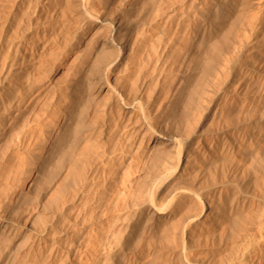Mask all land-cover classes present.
Listing matches in <instances>:
<instances>
[{"label": "bare ground", "instance_id": "6f19581e", "mask_svg": "<svg viewBox=\"0 0 264 264\" xmlns=\"http://www.w3.org/2000/svg\"><path fill=\"white\" fill-rule=\"evenodd\" d=\"M114 1L76 0L74 5L77 11L79 8L83 21L94 30L92 42L87 44L88 47L82 49V54L76 58L77 63L73 66L69 78L62 81V92H59L61 104L56 101L58 104H55L56 111H53V116L52 109L50 114L48 113L51 116H48V123L39 128L41 142L24 140L28 142L21 143V146L24 144V150L16 142L17 147L23 151L17 155L15 148L14 155L13 150L12 154H9L17 155V166L16 161L14 165L8 160L6 162L11 164L8 165V170L4 171L6 166H2L4 174L0 171V241L10 246L28 233V237L22 239L20 251L18 250L12 259H6L7 264H74V258L81 252V246L88 242L83 236L92 232V228L83 230L84 222L97 221L117 204L121 206L125 203L134 208V226L145 224L149 220H153L157 226L155 231L159 240L151 247L153 259L147 262L148 264H253L264 248V0H223L220 2L221 7L214 11L212 8L215 0H209L210 5L204 7V10L201 8L204 12H200L203 15L206 13V17L202 19L207 20L208 24L199 25V30H210L214 26V30L218 27L222 35L217 42L215 39V44H207L210 47L208 50L205 46V51L203 49L199 54L202 63L199 68L201 77L195 90L190 85L191 74H188V69L194 67L193 60L197 59H192L195 56L191 57V47L186 44L190 48H183L182 58L174 56L177 50H181L180 45H177L180 49L176 46L175 50L174 43L177 39L179 41V36L184 35L180 33L183 30L182 21L186 16L181 14L180 17L179 13V25H172L174 18L166 11L172 8L170 4L176 0H172V3H169V0H150L155 13L149 15L153 12L151 6V11H148L150 8L145 10L146 18L139 16L132 21L125 18L124 13H118L111 19L105 17L106 10L114 6ZM183 1L180 0V4L185 2ZM93 2H98L95 5L102 4L104 9L98 11L97 6L93 7ZM135 3L131 2L127 11H123L129 12L131 16ZM142 5H137L139 10L145 4L141 8ZM194 8L193 4L192 10ZM183 9L182 12L186 10ZM139 10L136 12H141ZM179 10L178 8V12ZM188 10L190 11V8ZM175 11L177 12V9ZM186 18L189 21L190 18ZM191 42L190 45L193 44V41ZM25 48L31 50L32 46ZM99 49L103 50L99 52L104 53L98 54L100 57L97 58L95 53ZM17 52L16 47L15 54ZM251 52H254V55L247 61L246 56ZM79 54L77 51L76 56ZM110 78H113V84H110ZM230 78L233 81L231 95L226 92L230 95L227 102L229 104L220 107V113H224L225 118L220 119V125L216 126L212 118L219 112L216 111L217 101L225 89L223 86L229 83ZM83 80L91 86L88 93L90 96L95 93L96 97H99L102 92L107 94L106 101L93 99L96 104L108 108L113 116H110L111 121L110 118L106 122L103 117L109 116L106 115L108 112L103 114L102 118L99 115L92 116L100 117L101 119L97 117L99 122L87 119L89 112L86 113L83 109L89 110L88 101H85L82 112L78 114V99L84 98L85 94L81 88ZM194 82L192 84L196 86ZM252 84H256V87ZM189 85L194 92L191 95L186 94L190 97L187 105L183 102L186 109L180 119V105L187 97L184 91ZM178 86L181 89L177 91ZM210 87L216 94L213 90L209 93L208 89V94L205 93L206 88ZM89 106L92 107L90 101ZM13 107V104H9L3 110L6 108L11 112V109H15ZM233 109L234 113L230 112ZM3 110L0 111L5 112ZM9 111L0 114V136L9 124L7 121L11 120L15 133H6L8 136L12 133L17 141L22 130L20 123L24 120H20L19 112L13 114L14 112ZM99 112L101 114L100 109ZM158 116H163L165 124H169L174 131H169V125L166 127L165 124L162 126L151 122L152 118ZM25 119L27 120L26 116ZM211 134L215 140L212 139L213 143L207 147V137ZM8 136L6 135L7 138ZM78 136L88 145L76 156L77 148L81 147L77 142L80 140L75 141ZM14 138L10 136L9 139L14 143ZM8 140L3 141L9 145L13 144ZM6 146H2L5 151ZM2 148L0 156L3 158ZM152 156L158 157V163L156 161L154 166L149 168L151 166L148 167L145 162L148 159L150 161ZM52 159H56L58 173L64 172L63 175L60 174L61 183L58 182L60 184L56 189L57 198L53 194L55 202L50 200L52 204L55 203V208L50 205L54 210L48 215L49 218L45 216L41 225L37 223L38 226L31 228L32 214L30 215L31 211L28 209L27 215L20 216V220L9 216L12 202L18 200L20 203V199L23 200L24 194H27L23 190L16 191V184L26 178L36 184L39 175L44 174L46 164ZM141 164H145V169L151 170L146 172L148 174L144 176V181L135 187L137 183H131L130 170H138ZM48 166L51 167L50 164ZM56 169L54 173L57 172ZM25 173L30 176H24ZM17 174L21 176L17 177ZM72 175L74 177L71 179ZM46 177L52 178L49 175ZM34 188L35 196L31 200L40 203L42 195L39 192L42 189L40 187L39 191L37 188L38 192ZM128 192L130 197H127ZM227 192L231 195L230 204L224 200V204H229L228 212L224 207V210L219 209L223 211L221 215L215 217L210 207L211 201L214 196L218 197L216 194L220 196ZM125 197L129 199L126 200ZM30 202L29 204L32 203ZM132 206L126 208L130 209ZM89 207L93 212L88 211L91 215L87 218L83 211ZM123 208L126 210L124 206ZM114 218L115 216L111 219ZM225 222L228 225L224 224ZM130 230L129 235L126 233V238L112 242L113 245L108 247L105 255H102L100 249H95L85 264H94L98 258H102L104 264H125L128 252L124 247L132 240L129 237L133 230ZM103 233L101 231L100 234ZM200 238H203V242ZM223 238H226V241ZM106 239L99 237L97 246H103Z\"/></svg>", "mask_w": 264, "mask_h": 264}, {"label": "rangeland", "instance_id": "374dc122", "mask_svg": "<svg viewBox=\"0 0 264 264\" xmlns=\"http://www.w3.org/2000/svg\"><path fill=\"white\" fill-rule=\"evenodd\" d=\"M125 1L124 0H115L113 2L114 6L111 7V9L108 8L106 10L105 17L106 18L110 17V19H111L112 17L116 16L118 13H122V14L124 13L125 18H127L129 21H132L133 19L139 18V16H140V18H142V17L146 18V17H144L145 10L150 8L148 11H151V6H152V10H153V3L150 0H144L146 3L143 2L142 0H138V1L136 0V3H135V0L134 1L133 0H125ZM141 1H142L141 4H143V5L145 4L144 7H143V5L141 6V8L142 7L144 8V11L142 12V10H143V8H142V9H140L141 12H136L139 10V7L141 5L140 4ZM169 1H171L169 3H172V0H169ZM179 1L176 0L174 3L170 4V5H172V8L174 9V11L172 8H170L168 11H166L167 14L172 15V17L174 18V20H173L174 22L172 21V23H173L172 25L175 27H176V25H179L178 23H179L180 19L178 20V18L181 17V14H182V16H184V15L188 16L190 19L188 21V18H186V16H184V19L182 21L184 25L182 24V29L185 31L182 32L183 31L182 30L180 33V34L183 33L184 35L179 36V41L177 39L179 44L177 43V41H176L177 44L174 43V49L177 50L176 49L177 47H178V49H180L179 47L181 46V50H177L176 54L174 56L175 57L180 56L179 58H182L181 54L183 53L182 52L183 48L186 49V48L191 47L192 51L193 50L196 51V52L193 51L194 53L191 51V57L195 56V57H192V59H194V58L195 59L197 58V59L193 60L192 64L194 67L191 66V68L194 70H192L190 68L192 70V73H191L190 72L191 70L188 69V72H189L188 74H191L190 75L192 77L191 82L193 83L195 81L194 84L195 85L197 84L196 86H194L191 83L190 85H192V89H194V88L197 89L198 85L200 84V77H201V74L199 76V73H201L200 72L201 69H199V68L202 67L201 57L199 54H201V52L205 48V46L207 48L206 50H208L210 48L209 47L210 45L215 44V39H216V42L218 39L220 40L222 33L218 27L214 30V26H212L213 28L211 27L210 30H209V28H206L205 31L199 30V25L208 24L207 20L202 19V18L206 17V13H204L205 15H203V13H201L200 11L204 12L203 11L204 7L207 8L210 5V1H212V0H210V1L209 0H201V1L200 0H195V1L193 0L195 3L192 0H184L185 2L183 0H181L184 2L183 4L182 3L180 4ZM222 1L223 0H221V1L217 0V2H216V0H215V2L213 4V8H212L213 11L215 9H217V7H218V9L221 7L220 2H222ZM75 2H76V0H0V103L2 102L0 104V110H3L4 107L9 106V104H13V106H14L13 108H15V109L18 108V110L11 109V112L9 110L8 111L10 113L14 112L13 114H15V113L17 114V112H19L20 114L19 113L18 114H19L20 120L21 121L24 120L23 122L20 121L21 123L19 122L21 124L22 130L20 132L21 134L18 135L17 141H15L16 139L14 138V135H13L15 133V131H13L14 127L11 126V125H13L12 124L13 122H11V120L7 121V123H9V124H7V127H5L4 131L1 133V134L4 133L3 134L4 136L3 135L0 136V148H2V146H6V144H7V142L5 143L3 140L7 141L10 138V136L12 139L14 138V143L12 142V139L8 140V141L11 140L9 143L10 144L13 143V144H11L12 146L7 144V146L4 147L6 149V151L2 148V150H4V151H2V154L4 153V156H5L4 157L2 154L1 155L3 156V158L0 156V158L2 159V160L0 159L1 160L0 161V164H1L0 165V168H1L0 171H2V172L4 169H5L4 171L8 170L9 166L12 163L14 165L16 163L15 166H17L18 162H17V158H15V156L17 157L18 153L22 152L24 150V147H23L24 144L21 146L22 142L25 143L26 141H29V140H31L33 143L34 142L35 143L41 142L42 137L40 135L39 128H41V126L44 125L45 123H48V121H49L48 116H50L49 115L50 111L53 109L51 111V115L53 116L54 112L56 111L55 110L56 109L55 104H58L61 102V96H60L61 93H59V92H62V91H60L61 85H62L61 83L66 81L65 79L69 78V76L73 70V66H75V64L77 63V61H75L76 58L82 54V52H81V51H83L82 49L88 47V45H90V43L92 42L94 30L85 21H83V19L81 17V13H79L80 9L78 8L79 11H77V7L75 6L76 5ZM131 2L136 4V6L134 7V9L136 8V10L134 11V9H133L134 13L133 12L132 13L134 15L131 13V16H130L129 12H124V11H125V9L127 11L128 5ZM177 2H178V4H176ZM191 2H193L194 7H195L193 10H192L193 4ZM199 2H203V4L202 3L200 4ZM97 3L98 2H95V3L93 2V7L94 8L98 7L97 8L98 11L103 10L104 8H103L102 4H100V3L98 4V5L102 6V7H100L98 5H95ZM125 3H126V5H125ZM148 3L150 5H146ZM190 3H191V5H190ZM184 4L185 5L187 4L186 5L187 7ZM94 5L97 7H95ZM137 7H138V10H137ZM178 8L180 9L179 12H178ZM182 8L186 9L187 11L183 9L184 12H182L181 11ZM189 8H190V11L188 10ZM175 9H177V12L175 11ZM195 9H196V12H194ZM120 10H122V11L124 10V11L122 12ZM174 12H176V14ZM137 13H139V15ZM140 13H142L143 15ZM150 13L151 14H149V15H152V13L154 14L155 11L153 10V12L151 11ZM170 13H172V14H170ZM179 13H180V17H179ZM126 15H128V16H126ZM174 15H175V17H174ZM132 16H133V18H131ZM196 17H198V19H200V17H201V19L197 20ZM176 18H177V20H176ZM107 20H109V18ZM196 24H198V25H196ZM210 24H212V23H210ZM186 25H188V26H186ZM195 26H197L198 28H196ZM207 31H208V34H207ZM210 39H212V40H210ZM191 41H193V44H191L192 46L190 45V43H192ZM184 44L185 45L188 44L190 47L188 45L185 46ZM28 45L32 46L31 50L29 48L28 49L25 48ZM177 45H180V46H177ZM195 45L198 46L200 50L196 49L197 47ZM16 47H17V51H18L17 54H15ZM8 51H10L9 52L10 54H8ZM77 51L80 52V54L76 56ZM97 51L95 53V56L97 58L100 57L99 56L100 54L102 55L104 53V52H99V51H103L100 49ZM203 51H205V49ZM198 52H200V53H198ZM253 53L251 52V53L247 54V56H246L247 61H250L252 59V56L254 55ZM196 66H198V68H196ZM193 71L195 72V74ZM109 82H110V84H113L114 83L113 78H110ZM232 84H233V81L231 79V80H229V83L227 82L226 85L223 86V89L224 88L226 89L227 87L229 89L228 88L226 90L224 89L219 95L220 98L217 101V106H216V108L218 109V110L216 109V111L217 112L219 111L216 115H219V116L215 115L212 118V122L216 126H218V124L220 125V122H219L220 119L225 118L224 113H222V112L220 113V107L229 104L227 102H229V98H230V95L232 92L231 91V89L233 88ZM190 85L187 89H185L184 95H186L188 93L191 95L194 92L195 89L194 90L190 89L191 88ZM179 86H181V85H179ZM252 86L256 87V84H252ZM81 88H82V90H84L85 94H84V98L81 97L78 99L77 106H76V111L78 110L77 111L78 114H79V112H82L81 110L83 108V105L85 104V101H88V109L89 110L87 111V108L83 109V111L86 110L85 111L86 113L89 112L88 113L89 118L87 117V119H89V120L92 119L90 121H93V122H95V120L97 122H99L100 119L102 118V115L106 114L107 112L108 113L106 115H109V116L103 115V117L107 120L106 122H108V119H110L111 117L113 118V116H112V114H110L108 108H106V107L104 108V106H101V105L96 104L94 102V99H96L97 101H100V102L106 101L107 100V94L105 92H102V94H100L99 97H96L95 93L90 96V94H88V93L91 89V86H89L87 84V81H85V80H83V82L81 83ZM178 89L180 90L181 87L176 88L177 91H178ZM207 89H208L209 93L212 92V90H213V89L211 90V87H210V89L206 88V90H205L206 94H208ZM186 90H188L189 92ZM191 90H192V92H191ZM226 92H228L230 95L227 94ZM213 93L216 94V91L214 92V90H213ZM224 93H225V95H224ZM226 94H227V96H226ZM188 95H186L187 97H185L187 102L184 98L181 105H180V119L182 118V114L186 109V106H184V105L188 104L189 97H190V96L188 97ZM89 96L90 97L93 96L92 99ZM88 98H90V99H88ZM24 99H26V100H24ZM56 101H58V103ZM89 101H90V105H92L93 108L92 107L90 108ZM18 102L20 103V105H18L19 104ZM222 102H223V104L224 103L225 104L223 105ZM52 104H53V106H52ZM94 105H97V106L99 105V106L96 107ZM96 108H98V109H96ZM103 108H104V110H103ZM99 109L101 111V114L99 112ZM96 110H98V112H95ZM102 110L104 112H102ZM3 111H5V112L0 111V114L8 112L6 110V108ZM230 112L234 113V109H233V111H230ZM96 115H99L101 118L97 116L98 118H100L97 120V117H92V116H96ZM25 116H26L27 120L25 119ZM162 117L163 116H161V118L159 116L156 118L154 117L151 119V122L157 123L158 125H162V126L166 125V127H167L169 124L168 125L165 124L166 123L165 118L164 117L162 118ZM112 118L110 119V121L112 120ZM157 118H160L159 121L158 120L156 121ZM37 123H39V124H37ZM35 124H37L40 127H37V125H35ZM216 126L214 128H216ZM168 127H169L168 129L170 131L171 126L169 125ZM171 131L173 132L174 129L173 130L171 129ZM6 132L7 133L12 132L13 134L10 133V135L8 136V134ZM30 132H32V133H30ZM109 132H110V130H109ZM5 134L9 138H7ZM22 136H23V138L21 139ZM211 136L213 137L214 135L211 134ZM211 136L209 135L207 137L208 138L207 147H210L209 145L213 143V140H215V137L212 138ZM4 137H5V139H4ZM77 139L80 140V142L79 141H77V142L80 144L79 146H81V147L79 149L77 148V150L75 152V153H77L76 156L78 155V152H81L82 149L86 148V146L88 145V143L84 144V142L81 140V138H79V136L75 139V141ZM24 140H26V141H24ZM112 141H114V140L112 139ZM112 141H110V142H112ZM16 142H17V144L19 143L18 144L19 147L23 148V150L22 149L20 150V148L17 147L18 145L16 144ZM26 143H28V142H26ZM110 144L112 145L113 143H110ZM15 145H16V147H15ZM7 147H9L8 150H7ZM15 148H17V150L19 149L20 151L19 150L17 151ZM25 148H27L26 145H25ZM14 150L17 151V152L15 151V153H17V155L15 154V156H13ZM11 151L13 152V155H11L12 154ZM9 153H11V154H9ZM37 153H40V152H37ZM6 157H8V158H6ZM10 157L15 158L14 161H13V158H10ZM152 157L153 158L150 157V159L152 161L151 160L148 161L149 160L148 159L147 162H145L146 164L148 163L147 164L148 167H149V165L151 166L149 168H152L154 166L153 164H155V162L158 160L157 156H156L157 158H155V156H152ZM153 159L155 161H153ZM6 160H8L11 164L8 161L6 162ZM52 162L54 165L57 164V163L55 164L56 159H52L51 162L49 161V163L46 164L47 167L45 166L44 174L39 175V177L36 181V184L31 183L29 180L30 178L23 179V181L21 180L20 182H17V184H16V186H17L16 191L23 190L27 194H24L25 196H23V200L20 199L22 201V203L20 200H19L20 203H18V200H17V202L15 201L16 203L12 202L11 210L9 209V213H10L9 216L12 218L14 217L15 220L16 219L20 220L22 216L27 215V213L29 211H31V213H30V215L32 214L31 215L32 216L31 217L32 218L31 228L38 226V224L41 225L42 222L45 221V216H47L49 218V216L51 215V212L54 210L53 207L55 208V205H54L55 204L54 203L55 198L54 197L56 196V198H57L56 189H58V184L61 183L60 174L63 175L64 172L60 171L58 173L59 170L56 169L57 165L54 166L53 164H51ZM156 163H158V161ZM49 164L51 165L52 168L55 167L54 169H56V171H57V172L55 171L56 173H54V169H51V167L48 166ZM3 165L6 166L4 169H2L4 167ZM142 165H144V166H142ZM147 166H146V168H147ZM140 167H138L139 171L138 170L135 171V170H133V168L130 170V173H132L131 174L132 175L131 176V183L133 185L135 183H137L134 185L135 187L138 184L140 185V183H142L144 181V179L146 178L144 176L145 175L147 176V174H148L146 172H148V170L150 172V170H151L148 168L145 169L144 168L145 164H141ZM134 171L137 172L135 175H133L135 173ZM2 172H0V173H2ZM26 172H28V170H26ZM31 172H33V171H31ZM31 172H29L30 175H32ZM29 173H27V175L25 173L24 176L29 177L30 176ZM3 174H4V172H3ZM17 175H18L17 177L21 176V175L19 176V174H17ZM48 175L51 176L52 178L49 179L48 177H46ZM56 175L58 176V178L56 177ZM55 177L57 178V180ZM73 177H74V175L71 176V179ZM125 180H126V178H125ZM59 181H60V183H58ZM37 184H38V186H40V184H41V186H40L42 189L41 191L39 189L40 187L38 188ZM19 186L22 188H20ZM33 186H35V188ZM31 187H33L36 190L38 188V190L40 192H42V193H40L37 190L39 192V194L42 195V199H41L40 203H35L36 200H31L35 196V193L33 192V188H31ZM57 192H59V190ZM129 192H131V191H129ZM129 192L126 193V194H128L127 197L131 196V194ZM30 193H32V195ZM53 194L55 196H53ZM58 195H59V193H58ZM220 196L216 194L217 198H215V196H214L213 200H212L214 203L211 201L212 204H210L211 210H212V212H214L215 217L221 215L220 213L223 212L221 210H224V207L226 209V212H228L227 210L229 208V204L231 201V199H230L231 195L228 192L224 193ZM24 198L27 200H25ZM220 198H222V200ZM51 199L54 200V202H53L54 204L51 203L52 202V201H50ZM128 199L129 198H126V200H128ZM226 199L227 200L229 199V200L227 201ZM224 200H225V202H228L229 204L228 203L224 204ZM28 201L29 202L31 201L32 203L30 202L31 204H29ZM33 201H34V203H33ZM47 202H48L49 206H48ZM123 202L120 201V203H123ZM220 202H222V203H220ZM50 205H52L53 207ZM119 205L120 204H117L115 206V208L111 209L113 212L111 210H110V212L108 211L109 213L107 212L108 214L106 213L107 215L103 216L104 218L103 217L100 219L97 218L98 219L97 221L94 220V221L90 222L87 220V223L84 222L83 230L84 229L88 230L89 228H92V232L90 231V234L87 233V235H85V236H83V234H82L79 237V238H81L83 236V238L87 239L88 242L86 241L84 244H83V242H81L83 244V246H81L82 248H81V252H80L79 256L78 257L76 256L74 258V262H73L74 264H85V262L91 257L92 252L95 249H100L102 252V255H103V253L105 255L106 250L108 249V247L110 248V245L111 246L113 245L115 240H119V238L120 239L126 238V233H128L127 235H129L130 229H131L130 231L133 230V232H131L132 235L129 237V238H132V240H131L129 245H126L128 247H126L125 243H124V246H125L124 248L127 249L126 251L128 252V254L126 255L127 256L126 258H128V259H127V261L125 260L126 263L127 264H148L147 262H149L150 260L153 259L151 247H153L159 240V236H158L157 232L155 231V230H157L156 224L153 222V220H149L147 223L141 224L143 226H141V225L134 226L135 221L133 220V216H134L133 206L129 205V204L126 205V203L121 205V206H119ZM213 205H215V207ZM123 206L125 207L126 210H124ZM126 206L127 207L132 206V208H130V207L129 208L133 209V211L126 208ZM30 208L31 209L36 208V209L31 210ZM89 208H88V210L86 209L83 211V213L85 214V217H87V218L93 212L91 207H89ZM215 208H217V210ZM219 209H221V210L219 211ZM23 210H25V211H23ZM90 210H91V213L88 212ZM96 210L97 209H95V211ZM20 213H22V214H20ZM88 213H89V215H87ZM11 214H12V216H11ZM114 216L116 219L115 218L111 219ZM107 217H110V218L107 219ZM48 218L46 220H48ZM102 220H103V222H102ZM227 220H228V222L230 221L229 218H227ZM227 220H225V221H227ZM224 224L228 225V223H226V222ZM101 231L104 232L102 235L100 234ZM100 235L102 236V238H107L103 246L102 245L97 246V240L99 237H101ZM26 236L28 237V233L25 235H22L20 237L21 239L18 238L17 241L14 242V244H12L10 246L8 245V243H5L4 241H2V242L0 241V264H3L4 262H5V264H7L8 263L7 260H9L8 257H10V259H12L14 257L13 255H15V253L19 249H21V245L23 243V240H25V238H27ZM202 239L203 238H200V240L203 242ZM223 240L226 241V238L225 239L223 238ZM195 241H197V240H195ZM145 242L148 244L146 245ZM128 249H129V251H128ZM6 254H7V256H6ZM135 255L137 256L136 259L134 258ZM258 255L259 256H257L256 261L253 264H264V248L261 249V251L259 252ZM74 256H72V257H74ZM94 264H104V262H103L102 258H98L94 262Z\"/></svg>", "mask_w": 264, "mask_h": 264}]
</instances>
